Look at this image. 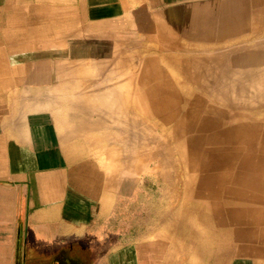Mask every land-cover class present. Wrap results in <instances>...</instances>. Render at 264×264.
I'll list each match as a JSON object with an SVG mask.
<instances>
[{
    "label": "crops",
    "instance_id": "1",
    "mask_svg": "<svg viewBox=\"0 0 264 264\" xmlns=\"http://www.w3.org/2000/svg\"><path fill=\"white\" fill-rule=\"evenodd\" d=\"M238 1L0 0V264H264L259 195L237 213L230 192L215 206L195 196L193 243L169 217L116 227L121 169L108 156H122V119L103 114L153 110L90 104L123 96L103 84L119 74L99 68L121 64L112 53L123 43L264 31V0Z\"/></svg>",
    "mask_w": 264,
    "mask_h": 264
},
{
    "label": "rangeland",
    "instance_id": "2",
    "mask_svg": "<svg viewBox=\"0 0 264 264\" xmlns=\"http://www.w3.org/2000/svg\"><path fill=\"white\" fill-rule=\"evenodd\" d=\"M239 3L234 0L233 5ZM249 28L252 31L245 34L173 32L164 34L168 41L151 44L138 37L112 53L121 64L102 62L99 68L106 78L110 73L120 76L103 84L107 89L117 86L123 96H107L103 103L91 98V105L137 103L141 106L138 108L153 110L103 114L110 123L115 117L122 119V156L108 157L112 169H121V198L117 199L115 216L116 227L121 226L123 232L135 229L137 218L144 230L169 217L171 227L180 224L187 243H193L195 196L225 202L229 192L226 185L231 180L226 179L230 149L240 150L233 156L252 155L258 142L255 133H261L259 138L264 143V31H256V25ZM199 35L204 41L201 44L196 39ZM184 37L189 40L184 42ZM110 53L106 50V55ZM151 76L156 79L149 80ZM129 88L138 93L125 96ZM170 107L179 112L171 121L165 118ZM244 124L248 130L242 145L225 142L222 137L212 144L204 143L207 135L221 136ZM113 146L106 145V149L113 151ZM260 160L264 169V157ZM200 168L201 176L197 174ZM210 168L211 175L205 172ZM263 175L262 171V186ZM210 188L213 192H206ZM263 193L264 188L251 191L249 199L261 196L258 203L251 200L250 204L264 214ZM234 197V205L240 204L234 211L237 213L244 202L240 200L247 196ZM212 204L216 205L214 199ZM210 243L205 241L203 245Z\"/></svg>",
    "mask_w": 264,
    "mask_h": 264
},
{
    "label": "bare ground",
    "instance_id": "3",
    "mask_svg": "<svg viewBox=\"0 0 264 264\" xmlns=\"http://www.w3.org/2000/svg\"><path fill=\"white\" fill-rule=\"evenodd\" d=\"M176 99H177V97H176ZM169 106H172V104H170ZM178 114H179L178 108L170 107L169 110L167 111L165 118L168 119L169 121H171L174 119V117H177ZM247 130H248V128L244 124V126H241L240 128H237V129H232L230 131H227L225 134H223L221 136L218 134H215L213 136L207 135L203 140H204V143H206L208 145V143L212 144V143H214L215 140H218L219 137H222V139L225 142L230 141L231 143H237L239 145H242L244 140L246 139ZM263 134H262V136H263ZM250 135L253 136L252 134H250ZM259 135H261V133L260 134H256V133L254 134L255 137L256 136L258 137V142H257V147L255 146V148L253 149L254 151L252 152V155L249 154L247 156H233V155L240 153V150H239V148L233 149V147L230 149L231 156H229V157H230L231 166L229 167L230 169L227 170L229 178L227 176L226 179H231V180L228 182L229 184L226 185V188H227V191H229L231 194H233L235 196H238L240 194L241 196H247L249 198L251 191H259L260 192V190L264 188V186H262L263 184L260 183L261 179L259 177L261 172L262 171L264 172L263 167H261V165H260L261 164L260 163V161H261L260 157H264L263 156L264 155V143H263V141H261L262 138H259ZM206 152L209 153L210 151H206ZM247 152H248V150H247ZM185 163H186V161H185ZM238 178H240V184H238V182H239ZM206 187H209V185ZM212 199H214V202H217V201H215V200H217L215 197L214 198L212 197ZM251 199L253 201V200H256L257 198L255 196H252V197H250V199L245 198V200L242 199V200H240V202L242 203L243 201L244 202L246 201V203H247V201L251 200ZM230 200H231V198L229 197V201ZM212 203L213 202H211V204L210 203H207V204L212 205Z\"/></svg>",
    "mask_w": 264,
    "mask_h": 264
}]
</instances>
